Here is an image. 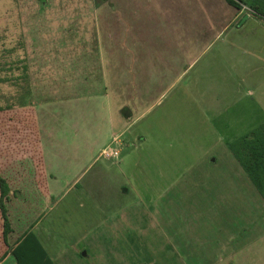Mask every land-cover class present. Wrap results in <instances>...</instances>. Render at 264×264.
<instances>
[{
    "label": "rangeland",
    "instance_id": "rangeland-1",
    "mask_svg": "<svg viewBox=\"0 0 264 264\" xmlns=\"http://www.w3.org/2000/svg\"><path fill=\"white\" fill-rule=\"evenodd\" d=\"M96 1L44 0L42 7L40 0H0L1 158L10 139L19 151L33 106L105 94L108 86L99 53ZM163 2H171L170 12H181L170 13V29L189 25L194 32L206 28L210 39L218 30L234 27L197 53L186 54L184 65L167 71L166 77L156 82L143 103L142 116L134 124L128 120L132 123L120 138L122 146H118L122 162L103 164L109 167L106 182L119 184L115 187L123 193L122 201L113 199L109 187L103 186L100 190L106 192L101 193L100 205L87 194L73 193L54 211H46V216V212L41 213L47 239L60 251L54 253L63 256L61 261L57 259L58 264H180L178 254L170 252L169 236L172 232L177 238L185 237V202L198 217L215 203L206 202L200 186L187 199L176 189V219L172 217L169 223L173 215L169 200L175 199L173 192H168L171 182L178 187L191 172L206 171L205 165L209 172L221 168L218 156L226 149L225 136L242 133L227 130L237 109L259 114L256 122L264 119V17L248 6L239 10L225 0ZM123 17L128 20L127 13ZM44 19L53 33L47 36L48 50L23 51L25 22L42 23ZM32 28L39 30L36 25ZM159 42L155 39L154 46ZM126 101L136 114L133 116L139 117V100L133 97ZM109 123L106 121L105 131ZM129 134L141 139L128 144ZM34 199L30 195L28 204ZM30 213L36 221V213ZM209 223L202 233L208 246L215 247L212 240L219 233L211 220ZM259 245H263L262 252L238 254L232 264H264V240ZM202 263L220 264V255L208 254Z\"/></svg>",
    "mask_w": 264,
    "mask_h": 264
},
{
    "label": "crops",
    "instance_id": "crops-1",
    "mask_svg": "<svg viewBox=\"0 0 264 264\" xmlns=\"http://www.w3.org/2000/svg\"><path fill=\"white\" fill-rule=\"evenodd\" d=\"M43 2L44 0H40L42 7ZM130 4V8L126 9ZM96 6L101 36L99 53L105 69L104 81L108 87L106 86L104 95L31 108L38 134V148L44 161L48 197L44 196L36 180L32 151L27 153L25 148L21 151L19 149L18 155L15 146L9 141L5 155L2 154L3 158L0 155V163H8L0 169V175L11 188L7 209L12 225V232L8 237L11 252L0 254V264H18L12 251L31 232L53 262L58 264L57 259L61 261L63 256L54 253V250L56 253L60 251L56 250L54 243L50 245L47 239L48 230L43 226L44 215L41 213L54 211L69 195L87 194L100 205L103 203L101 193L106 192L100 188L104 186L109 187L107 189L113 199L122 201L123 193L115 187L119 184L106 182V179L110 178L109 167L103 164L105 161L122 162V153L118 146H122L120 138L128 133V124L132 123L128 120H133L134 124L142 116L143 103L149 98L156 82L163 80L167 71L184 65L186 54L191 56V53H197L198 49L205 48L210 41L218 39L234 27L228 30L220 29L215 32V37L211 36L210 39L206 28H199L194 32L189 25L170 29L169 15L179 11L176 9L170 12L168 8H173V5L163 0H97ZM126 13L131 22L123 17ZM247 16V19L251 18L250 15ZM47 17L44 18L48 19ZM239 18L240 15L235 17V20ZM35 25L39 27L38 32L32 28ZM155 27L158 28L153 33ZM56 31L54 34L58 35ZM49 34L53 33L47 27L46 21H26L23 26V51L48 50ZM155 39L161 40L157 46H154ZM153 47L155 49L152 53ZM133 97L139 100V117L133 116L136 114L126 101ZM125 108L128 109V117L123 114ZM234 114L232 127L227 130L242 133L232 138L225 136L226 149L218 156L221 157V168L215 170L216 172H209V166L205 165L203 168L206 171L191 172L188 174V180L178 187L172 182L171 187L167 186L168 192H173L175 197L169 200V208L173 212L169 223L173 220L172 217L176 219V189H180L187 199L200 186V190L207 196L206 202L215 203L205 207L198 217L196 211H189V202H185L187 210L182 213L185 237L181 239L171 232L173 224L169 225L170 252L176 256L178 254L180 264H203L202 261L207 260L208 254H219L220 264H232L238 254H257V251H263V245L259 244L264 240V198L231 152L230 144L264 125V119L256 122L259 114L254 115L245 108L237 109ZM108 120L110 123L105 131V123ZM130 137L128 144L129 140L135 142L141 139V136ZM223 141L224 137L221 135V142ZM109 144L113 146L106 147ZM113 150L118 151L120 156L104 155V152L112 153ZM214 162L218 164V160ZM30 195L35 196L32 205L27 201ZM97 209L101 212L100 207ZM207 209L214 212L208 213ZM30 211L36 213V221L31 220L33 218ZM102 212L106 215L105 208ZM210 220L219 233L215 241L212 240L216 242L215 247L208 246L202 233L203 229L210 225ZM104 221L106 222L105 219ZM104 250L106 252V243Z\"/></svg>",
    "mask_w": 264,
    "mask_h": 264
},
{
    "label": "trees",
    "instance_id": "trees-1",
    "mask_svg": "<svg viewBox=\"0 0 264 264\" xmlns=\"http://www.w3.org/2000/svg\"><path fill=\"white\" fill-rule=\"evenodd\" d=\"M225 1L228 5L239 10H242L243 6H248L255 14L264 17V0ZM29 112L31 118L26 123V137L21 142L19 149L21 151L25 148L27 153L33 152L36 180L44 196L48 197L44 161L38 148L39 141L33 120V111L30 109ZM10 141L13 140L10 139ZM230 150L264 198V125L230 144ZM6 163H0V169L7 166L8 163ZM10 193L11 188L8 182L0 175V254L11 252L8 237L12 232V225L7 209ZM12 254L17 259L18 264H55L32 232L24 237L23 241L12 251Z\"/></svg>",
    "mask_w": 264,
    "mask_h": 264
},
{
    "label": "built area",
    "instance_id": "built-area-1",
    "mask_svg": "<svg viewBox=\"0 0 264 264\" xmlns=\"http://www.w3.org/2000/svg\"><path fill=\"white\" fill-rule=\"evenodd\" d=\"M104 155L107 156V157H119L120 156V153L118 151H114L113 150L112 153H106V152H104Z\"/></svg>",
    "mask_w": 264,
    "mask_h": 264
},
{
    "label": "water",
    "instance_id": "water-1",
    "mask_svg": "<svg viewBox=\"0 0 264 264\" xmlns=\"http://www.w3.org/2000/svg\"><path fill=\"white\" fill-rule=\"evenodd\" d=\"M127 112H128V109L125 108V109L123 110V114L125 115V117H128ZM84 255H86V254L84 253Z\"/></svg>",
    "mask_w": 264,
    "mask_h": 264
}]
</instances>
